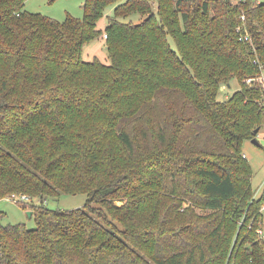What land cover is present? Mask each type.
<instances>
[{
  "label": "trees",
  "instance_id": "trees-1",
  "mask_svg": "<svg viewBox=\"0 0 264 264\" xmlns=\"http://www.w3.org/2000/svg\"><path fill=\"white\" fill-rule=\"evenodd\" d=\"M25 2L0 0V199L41 204L34 229L0 224V264H264L241 152L264 125L247 82L264 74V0H83L63 21ZM101 33L108 64L83 58ZM61 193L87 201L43 205Z\"/></svg>",
  "mask_w": 264,
  "mask_h": 264
},
{
  "label": "rangeland",
  "instance_id": "rangeland-1",
  "mask_svg": "<svg viewBox=\"0 0 264 264\" xmlns=\"http://www.w3.org/2000/svg\"><path fill=\"white\" fill-rule=\"evenodd\" d=\"M83 0H26L24 3V10L30 13H40L41 15L48 16L58 21H63L67 14L75 18H82ZM113 15V6L107 7L105 16L97 23V27L104 32L107 24L108 17ZM126 21H133L135 23L142 20L140 15L132 14L130 17L125 18ZM97 57L102 63L108 64L109 58L105 48V38L101 33L96 39L87 44L83 50V58L91 60ZM238 88L237 82H230L229 87H221L223 92L220 93V98L224 99L229 97ZM264 102V97L262 99ZM259 142V146L254 144L251 139H245L241 145V152L251 171L250 186L252 192L255 194L251 197H260L264 191V125L260 128L255 136ZM12 197V196H10ZM25 197V200L22 198ZM87 201V196L84 193L67 194L61 193L58 197L47 198L43 205L51 209L69 210L81 208ZM41 202L36 197L30 195L18 194L15 200L12 198L0 199V224L12 225L22 223L29 229L35 228V218L32 214L33 207L40 205ZM97 207L96 203L92 205ZM31 214L29 215V212ZM261 219L259 228L264 237V205L261 210Z\"/></svg>",
  "mask_w": 264,
  "mask_h": 264
},
{
  "label": "built area",
  "instance_id": "built-area-1",
  "mask_svg": "<svg viewBox=\"0 0 264 264\" xmlns=\"http://www.w3.org/2000/svg\"><path fill=\"white\" fill-rule=\"evenodd\" d=\"M231 3H238V2H244L245 0H230ZM255 2L257 3H261L262 0H254ZM244 15H241L240 16V19L242 21H244ZM245 25L244 24H241L240 26H238L237 28V31L239 32V40L240 41H249L250 40V36L249 34L247 33V30L246 28L244 27ZM104 38H106V34L103 35ZM255 80H258L263 86H264V74H260L259 77H257L256 79L254 78H250L247 80L248 83H251ZM8 198H12L13 200H15V196H12V197H8ZM24 200H25V197H22ZM258 233L261 234L262 231L261 230H258Z\"/></svg>",
  "mask_w": 264,
  "mask_h": 264
},
{
  "label": "water",
  "instance_id": "water-1",
  "mask_svg": "<svg viewBox=\"0 0 264 264\" xmlns=\"http://www.w3.org/2000/svg\"><path fill=\"white\" fill-rule=\"evenodd\" d=\"M228 86H230V84H228ZM258 131V128L257 129H255V132H257ZM252 140V142L254 143V144H256L257 146H259V142L257 141V139L254 137V138H252L251 139ZM31 214V211L29 212V215Z\"/></svg>",
  "mask_w": 264,
  "mask_h": 264
}]
</instances>
